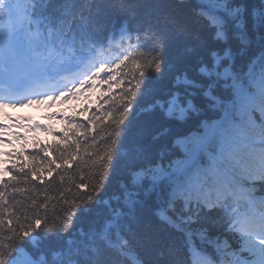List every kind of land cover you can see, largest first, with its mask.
<instances>
[{
	"label": "trees",
	"instance_id": "1",
	"mask_svg": "<svg viewBox=\"0 0 264 264\" xmlns=\"http://www.w3.org/2000/svg\"><path fill=\"white\" fill-rule=\"evenodd\" d=\"M204 1H64L99 35L126 22L135 51L83 122L17 154L0 183V264H83L103 232L113 249L87 264H188L191 245L244 255L226 206L249 191L195 143L217 121L264 141V0ZM222 157L243 190L251 179L263 193L264 147Z\"/></svg>",
	"mask_w": 264,
	"mask_h": 264
},
{
	"label": "rangeland",
	"instance_id": "2",
	"mask_svg": "<svg viewBox=\"0 0 264 264\" xmlns=\"http://www.w3.org/2000/svg\"><path fill=\"white\" fill-rule=\"evenodd\" d=\"M3 178V169L2 167H0V181L2 180ZM249 245L251 246V248L256 251V249L258 250L257 252H259L260 255H264V247H260V248H257V245L256 243H254V241L252 240H249Z\"/></svg>",
	"mask_w": 264,
	"mask_h": 264
},
{
	"label": "bare ground",
	"instance_id": "3",
	"mask_svg": "<svg viewBox=\"0 0 264 264\" xmlns=\"http://www.w3.org/2000/svg\"><path fill=\"white\" fill-rule=\"evenodd\" d=\"M128 50H130V48H128Z\"/></svg>",
	"mask_w": 264,
	"mask_h": 264
}]
</instances>
